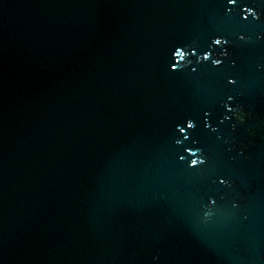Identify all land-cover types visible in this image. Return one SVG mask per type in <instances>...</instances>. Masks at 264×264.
Returning a JSON list of instances; mask_svg holds the SVG:
<instances>
[{
    "label": "water",
    "instance_id": "water-1",
    "mask_svg": "<svg viewBox=\"0 0 264 264\" xmlns=\"http://www.w3.org/2000/svg\"><path fill=\"white\" fill-rule=\"evenodd\" d=\"M0 123L19 264H264V0H0Z\"/></svg>",
    "mask_w": 264,
    "mask_h": 264
},
{
    "label": "clouds",
    "instance_id": "clouds-1",
    "mask_svg": "<svg viewBox=\"0 0 264 264\" xmlns=\"http://www.w3.org/2000/svg\"><path fill=\"white\" fill-rule=\"evenodd\" d=\"M218 63V62H217ZM191 126V125H190ZM193 164H195V161H193Z\"/></svg>",
    "mask_w": 264,
    "mask_h": 264
}]
</instances>
